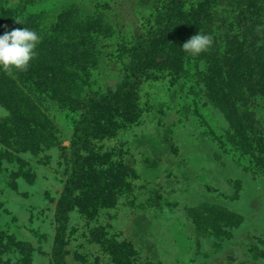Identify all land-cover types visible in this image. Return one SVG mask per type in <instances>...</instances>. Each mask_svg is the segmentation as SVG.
<instances>
[{"label": "rangeland", "instance_id": "374dc122", "mask_svg": "<svg viewBox=\"0 0 264 264\" xmlns=\"http://www.w3.org/2000/svg\"><path fill=\"white\" fill-rule=\"evenodd\" d=\"M15 27L41 42L0 68V264H264V0H0Z\"/></svg>", "mask_w": 264, "mask_h": 264}, {"label": "clouds", "instance_id": "9594fccd", "mask_svg": "<svg viewBox=\"0 0 264 264\" xmlns=\"http://www.w3.org/2000/svg\"><path fill=\"white\" fill-rule=\"evenodd\" d=\"M15 23L23 25L20 19L15 20ZM40 42L39 34L27 27H15L0 35V68L10 72L27 71L30 61L37 55L35 49ZM212 44L213 37L210 34L198 32L190 36L181 48L189 55L195 56L207 52Z\"/></svg>", "mask_w": 264, "mask_h": 264}, {"label": "trees", "instance_id": "16d2710c", "mask_svg": "<svg viewBox=\"0 0 264 264\" xmlns=\"http://www.w3.org/2000/svg\"><path fill=\"white\" fill-rule=\"evenodd\" d=\"M80 175H81L80 171L74 170L65 185V191H64L63 196L61 197L62 205L57 210V216H56L57 219L61 218V223L63 222L62 218L66 217V214L75 207V204H77L76 200H77L78 195L75 194V191L81 187L84 188L86 192L89 189V187L88 189H86L87 187L81 183L82 178L80 177ZM62 231L59 229L58 232L61 233ZM56 248H57V245H56Z\"/></svg>", "mask_w": 264, "mask_h": 264}]
</instances>
